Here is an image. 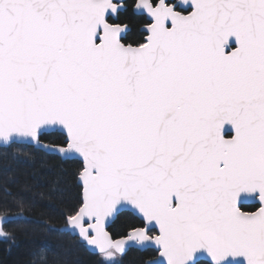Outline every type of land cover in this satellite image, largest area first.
I'll use <instances>...</instances> for the list:
<instances>
[{"label": "snow or ice", "instance_id": "6c2138e0", "mask_svg": "<svg viewBox=\"0 0 264 264\" xmlns=\"http://www.w3.org/2000/svg\"><path fill=\"white\" fill-rule=\"evenodd\" d=\"M15 144L78 163L53 230L97 264H264V0H0Z\"/></svg>", "mask_w": 264, "mask_h": 264}, {"label": "trees", "instance_id": "16d2710c", "mask_svg": "<svg viewBox=\"0 0 264 264\" xmlns=\"http://www.w3.org/2000/svg\"><path fill=\"white\" fill-rule=\"evenodd\" d=\"M77 168L27 145L0 147V216L22 211L27 217L6 225L10 238L0 237V264H30L34 252L35 264H97L77 237L53 230L63 225L62 210L77 193ZM125 219H117L113 229L120 231ZM146 258L129 248L120 264H143Z\"/></svg>", "mask_w": 264, "mask_h": 264}, {"label": "water", "instance_id": "95a60500", "mask_svg": "<svg viewBox=\"0 0 264 264\" xmlns=\"http://www.w3.org/2000/svg\"><path fill=\"white\" fill-rule=\"evenodd\" d=\"M44 152V151H43ZM45 153H47V152H45ZM47 154H50V153H47ZM60 228V227H59ZM60 231H62V230H60ZM62 232H67V231H62ZM67 233H69V232H67ZM70 234V233H69ZM71 236H73V237H76V236H74V235H72V234H70ZM81 242V241H80ZM82 243V242H81ZM85 248L88 250V248L85 246ZM89 251V250H88ZM89 252H91V251H89ZM127 252V251H126ZM92 253V252H91Z\"/></svg>", "mask_w": 264, "mask_h": 264}]
</instances>
